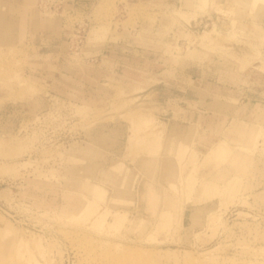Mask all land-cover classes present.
Instances as JSON below:
<instances>
[{"label":"rangeland","instance_id":"1","mask_svg":"<svg viewBox=\"0 0 264 264\" xmlns=\"http://www.w3.org/2000/svg\"><path fill=\"white\" fill-rule=\"evenodd\" d=\"M34 1L53 24L48 38L58 39L42 53L67 67H87L114 43L173 70L184 61L245 75L249 93L240 90L236 104L258 96L251 85L264 89L252 9L102 0L86 13L70 0ZM39 50L0 39V109L11 102L0 117V264H264V189L251 187L264 177V128L228 133L241 140L220 141L227 152L210 155L215 145L198 135L166 130L169 115L146 87L126 93L112 81L111 94L77 97L39 86ZM235 153L249 161L239 179L220 184L213 172Z\"/></svg>","mask_w":264,"mask_h":264},{"label":"crops","instance_id":"2","mask_svg":"<svg viewBox=\"0 0 264 264\" xmlns=\"http://www.w3.org/2000/svg\"><path fill=\"white\" fill-rule=\"evenodd\" d=\"M70 1L73 7L87 13L102 0ZM34 2V0H0V39L13 37L18 40L19 45L24 46H31L32 41L40 44L38 52L40 66L35 77L40 82L39 86L48 87L55 93H67L77 97L100 91L111 94V88L106 87L107 83L111 84L112 81L125 88L126 93L131 91L132 87H146L142 91H150L159 109L164 111L163 114L169 115L167 120L162 121L167 131H175L173 136L183 133H185L183 135H198L207 147L215 145L212 150L221 144L218 143L220 141L234 143L236 139L241 140V137L233 138L228 133L248 136L263 131V87L251 85L249 88L253 93L259 91L258 96H252L248 98L249 101L236 104L237 99H240L238 95L240 90L243 95L247 96L249 93L242 81L245 75L240 76L234 72L224 75L223 70H211L208 66L184 61L178 66L179 69L173 70L169 65H165L163 59L138 57L141 55L137 50L138 55L133 53V56H128L126 51L114 43L105 44L100 49L99 55L91 59L87 67L74 64L65 66L62 64L63 60L57 59L56 53H42L43 47L53 45L58 39L48 38L50 26L53 24L35 8ZM179 2L183 6L189 5L188 9L194 5L191 0H179ZM45 70L50 71V74L44 75ZM50 77L54 78L51 80ZM9 104L10 101L3 103L0 117L4 116ZM224 125L227 129L222 128L217 131L218 126L224 127ZM237 128L244 130L238 131ZM224 130L227 132L225 133ZM232 155L235 158L234 161H229L230 166L218 168L213 172V178L220 184L225 181L226 176L233 182L239 179L237 177L239 163L245 162L247 165L249 161V158L241 153ZM239 157L242 159L240 160ZM251 185L254 192L264 189V177L256 176ZM234 211L236 217L247 214L238 209ZM183 212V222L185 219L191 221L193 210L185 208Z\"/></svg>","mask_w":264,"mask_h":264},{"label":"bare ground","instance_id":"3","mask_svg":"<svg viewBox=\"0 0 264 264\" xmlns=\"http://www.w3.org/2000/svg\"><path fill=\"white\" fill-rule=\"evenodd\" d=\"M204 1H203V3H204ZM206 1H205V3H206ZM227 1L229 3L234 4V5L238 4L239 6H242L243 8L252 9L255 13V16L257 18L259 17V19L264 17V0H227ZM205 3L203 5H206ZM258 20L254 24L252 30H261V32L263 31L262 33H260L258 35V38L264 42V21H260V20L258 21ZM95 34H97V33H95ZM260 64H261L260 67L263 69L264 68V58H262ZM224 150H225V146L223 144H219L213 150H211L210 155H219V154L221 155L222 152H227ZM151 167H155V165L154 166L151 165Z\"/></svg>","mask_w":264,"mask_h":264}]
</instances>
